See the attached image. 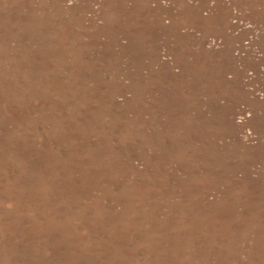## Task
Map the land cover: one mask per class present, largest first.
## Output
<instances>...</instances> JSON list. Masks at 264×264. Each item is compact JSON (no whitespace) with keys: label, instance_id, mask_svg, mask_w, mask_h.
Instances as JSON below:
<instances>
[{"label":"rangeland","instance_id":"obj_1","mask_svg":"<svg viewBox=\"0 0 264 264\" xmlns=\"http://www.w3.org/2000/svg\"><path fill=\"white\" fill-rule=\"evenodd\" d=\"M0 264H264V0H0Z\"/></svg>","mask_w":264,"mask_h":264}]
</instances>
